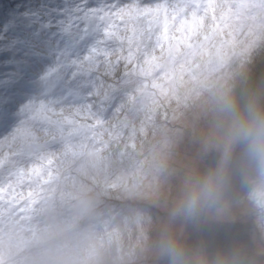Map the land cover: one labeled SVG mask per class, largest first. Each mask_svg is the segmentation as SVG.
I'll use <instances>...</instances> for the list:
<instances>
[{
    "label": "rangeland",
    "instance_id": "rangeland-1",
    "mask_svg": "<svg viewBox=\"0 0 264 264\" xmlns=\"http://www.w3.org/2000/svg\"><path fill=\"white\" fill-rule=\"evenodd\" d=\"M178 1L13 0L20 9L8 25L0 20V113L32 111L22 113L17 132L0 137V264H172L160 251L167 237L184 248L188 264H207L199 231L211 219L251 222L264 254L261 165L243 144L233 149L220 205L181 206L195 171L200 180L222 158L216 133L228 120L224 93L239 110L264 114V0H185L183 10ZM133 5L139 12L122 23L139 67L124 91L100 96L110 88L100 78L101 55L88 64L103 38L97 28L113 29L107 6L119 19ZM38 15L58 27L40 32ZM90 32L97 37L88 47ZM69 58L91 77L71 71ZM149 144L160 148L149 152ZM242 163L247 171L238 173ZM56 247L64 253L54 261Z\"/></svg>",
    "mask_w": 264,
    "mask_h": 264
},
{
    "label": "clouds",
    "instance_id": "clouds-1",
    "mask_svg": "<svg viewBox=\"0 0 264 264\" xmlns=\"http://www.w3.org/2000/svg\"><path fill=\"white\" fill-rule=\"evenodd\" d=\"M223 111L228 120L216 133V146L222 149V158L218 167L198 180L182 201L181 206L189 211L205 205L209 208L220 205L224 179L233 149L238 144L244 145L249 159L260 163L261 187L264 189V114L251 107L239 110L229 92L224 93ZM160 251L171 259L172 264H188L184 248L171 237L161 241Z\"/></svg>",
    "mask_w": 264,
    "mask_h": 264
},
{
    "label": "trees",
    "instance_id": "trees-1",
    "mask_svg": "<svg viewBox=\"0 0 264 264\" xmlns=\"http://www.w3.org/2000/svg\"><path fill=\"white\" fill-rule=\"evenodd\" d=\"M0 2L3 3V9L0 10V13L3 15L5 14V17L8 19V21H3V18L1 16H0V20L3 23L7 22V25H8L12 11L20 9V8L16 7L14 3H12L13 0H3ZM30 3L31 1L29 0L28 5ZM184 4H185V0L178 1V5H181L182 10L184 9L183 7ZM107 9L109 11L106 17L107 23H111L112 25L118 23L119 19H116L115 17H113L114 11L111 10L109 6H107ZM154 18L155 16L153 15H150L148 17L149 20H153ZM149 20L148 22H150ZM101 21L103 20L102 19L99 20L98 23L100 24ZM170 23L172 22H168V24ZM165 28L167 29V25ZM102 29H103L102 27H101V30L97 28V33L102 34V36L104 37V32H102ZM91 37L93 40H95L97 35L94 34L93 36H91V32L89 34L84 35V42L88 44V47H90L91 45L89 42V39ZM98 40L99 38L97 39V41ZM96 45H97L98 51L96 53V48L93 45L94 46V51L92 52L93 56L88 58V64L91 62L99 63L98 59L94 60V56L96 55V57L98 58L99 52L102 51L103 48L100 45H98L97 42H96ZM147 45H151L150 39ZM148 50L152 51L153 49L149 48ZM147 55H149V53L146 52L144 58L147 57ZM72 61H74L73 58H71V62L69 63V69L71 71H74L77 68V64ZM79 64H80L79 68H80L81 73L85 77L90 76L91 69H89V67H87L86 65H81V61H79ZM85 68L87 69V71L85 70ZM134 68H135V65L133 66V69ZM174 71H175V68H174ZM111 90L112 88H109L108 90L100 94V96H105V95L110 94ZM66 98L69 102L73 100L72 98L68 96H66ZM7 115H8L7 113H4V114L0 113V137H4L10 130L14 129L13 127L17 126L19 123V118H17L16 116L9 118L7 117ZM34 165L37 171H39L40 166L38 165V163H34L32 166ZM51 173L52 172L50 171L48 174L50 178L49 181H52ZM40 183H41L40 180L35 182L33 184L32 191L37 189ZM21 192H24V195H25L27 193V190L22 189ZM96 197L97 195H95L93 198L96 200L97 199ZM38 210L39 209H37L36 211ZM9 212L10 210H8L7 212V217L11 216ZM251 229H252L251 222H246V221H241V220H216V219L205 220L199 231V238H200V250L204 254L206 263L207 264H264V254L258 251L255 241L251 234ZM54 247H55L54 245H51L48 251L51 252V250H54ZM56 248L57 249L55 252L58 254V256L55 257L54 261H57L58 257L60 258L61 255L64 253L63 247L62 248L56 247ZM58 249H61L60 251L61 253L57 251Z\"/></svg>",
    "mask_w": 264,
    "mask_h": 264
},
{
    "label": "snow or ice",
    "instance_id": "snow-or-ice-1",
    "mask_svg": "<svg viewBox=\"0 0 264 264\" xmlns=\"http://www.w3.org/2000/svg\"><path fill=\"white\" fill-rule=\"evenodd\" d=\"M150 11L151 9H144V13ZM120 12L121 22L114 24L111 31L105 30L104 37L97 41V44L104 49L100 64V67L103 68V71L100 72L101 81L107 83L108 87L114 91H124L125 86L132 82V77L135 75L133 66L139 67V64L133 59V40L129 39L130 33L122 23L125 15L131 18L134 13L139 12V9L133 5L132 8L121 9ZM56 14H62V9L58 13H54L53 16ZM36 19L40 23V32L58 27V21L52 18L46 19L44 16L38 15ZM38 38L39 36H37Z\"/></svg>",
    "mask_w": 264,
    "mask_h": 264
},
{
    "label": "bare ground",
    "instance_id": "bare-ground-1",
    "mask_svg": "<svg viewBox=\"0 0 264 264\" xmlns=\"http://www.w3.org/2000/svg\"><path fill=\"white\" fill-rule=\"evenodd\" d=\"M17 34H19L20 35V33L19 32H16ZM26 35H28V36H30V37H32L33 38V42L37 45V46H40L41 47V50L42 51H45L46 49H48L49 48V45L50 44H47V43H45L44 41H42V40H39V38L37 39V36L35 35V34H30V33H25ZM19 44L20 43H22V41L20 42H18ZM40 52V54H39V59H44L45 57H44V55H43V53L41 52V51H39ZM53 55V53H50V56H52ZM47 56H49V52L47 53ZM18 57V56H17ZM46 64L47 63H44V64H42V66H40V67H38L39 69H41V68H44L45 66H46ZM21 91V90H20ZM7 117H9L10 118V115L8 114L7 115ZM158 148H160L159 147V145H155V144H149V152L151 151V149H158ZM19 150H20V148H19ZM145 154H147V153H145ZM248 159V158H247ZM246 159V160H247ZM38 163L39 164H42V165H45L44 164V162H40V161H38ZM61 163V162H60ZM253 163H255V162H253ZM33 164H34V162H33ZM256 165L258 164V163H255ZM148 167H149V165H148ZM152 168V167H151ZM246 164L245 163H242L241 165H240V167L237 169V172L239 173L240 172V170H242V171H247L246 169ZM152 171H155V168H152L151 169ZM163 171V170H162ZM195 175L197 176V178H196V181H198L199 179H198V170H196L195 171ZM161 176H162V174H161ZM189 181H190V178L187 176V178H185L184 179V184L183 185H185L186 183H189ZM236 181V180H235ZM193 182V180L190 182V183H192ZM185 188V187H184ZM182 197H183V195H182ZM178 200V203L180 202V197L177 199ZM105 222V225L107 226L108 225V220H106V221H104ZM104 222H103V224H104ZM46 225V224H45ZM123 246V248H124V245H122Z\"/></svg>",
    "mask_w": 264,
    "mask_h": 264
}]
</instances>
